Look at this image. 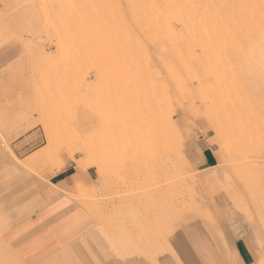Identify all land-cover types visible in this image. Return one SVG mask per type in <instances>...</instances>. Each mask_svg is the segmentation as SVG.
Wrapping results in <instances>:
<instances>
[{"label": "rangeland", "instance_id": "1", "mask_svg": "<svg viewBox=\"0 0 264 264\" xmlns=\"http://www.w3.org/2000/svg\"><path fill=\"white\" fill-rule=\"evenodd\" d=\"M126 2L0 0V17L6 15L0 18V53L24 52L16 64L23 70L14 66L10 77L3 68L9 55H0V245H5L0 262H24L6 233L49 202H37L39 191L61 168L57 156L63 160L67 154L59 151V142L73 136L87 147L92 167V180L84 182L80 175L81 187L72 185V177L68 193L58 187L59 195L67 193L72 208L92 221L69 241L77 249V241L103 252L110 240L130 239L128 259L151 264L162 233L174 221L178 226L169 237L176 240L199 220L219 227L228 245L245 226L258 264L264 256V115L246 109L249 128L237 132L226 124L229 106L223 109L222 103L234 91V42L246 33L264 37V12L251 14L248 0H214L210 19L172 21L168 30L154 19L147 0L135 3L137 19H124ZM156 4L161 7V0ZM147 13L152 17L145 19ZM13 31H23L25 41L39 43L44 53L34 46L28 53L5 47ZM176 110L192 113L199 132L176 133L171 126ZM33 113L39 122L28 139L13 135L14 125ZM41 123L49 127L47 134ZM49 136L59 148L49 158L53 164L20 169L21 162L44 151ZM193 136L201 143L216 138L215 184L204 183L202 176L217 170L196 166ZM74 154L76 160L83 155ZM69 242L24 264L59 259Z\"/></svg>", "mask_w": 264, "mask_h": 264}, {"label": "crops", "instance_id": "2", "mask_svg": "<svg viewBox=\"0 0 264 264\" xmlns=\"http://www.w3.org/2000/svg\"><path fill=\"white\" fill-rule=\"evenodd\" d=\"M10 52L4 54L3 58H6ZM195 163L199 170L209 168L214 170L218 164L215 149H204L203 154L198 161L195 160ZM74 167H61L55 170L40 189V198L37 200V202L39 200H49V202L6 233L5 239L15 245L24 262L39 261L50 251L52 246L68 243L91 225V219L73 209L67 199V193L72 189L67 186L70 183V177L75 173ZM91 168L85 170L84 182L92 180ZM215 170H217L216 173L212 171L202 176L204 183L215 184L219 181L220 175L217 173L219 169ZM209 175L211 176L209 177ZM209 178L212 181H209ZM62 186L67 188V193L59 195L58 187ZM181 234L184 237V245L180 256L183 260L188 261V264H235L237 258L241 260L242 264L254 262L255 249L245 226L242 235L237 237L231 243L232 245H228L222 238L219 227L214 229L206 227L199 220L186 225L181 230ZM168 239L169 243L175 241L172 236Z\"/></svg>", "mask_w": 264, "mask_h": 264}, {"label": "bare ground", "instance_id": "3", "mask_svg": "<svg viewBox=\"0 0 264 264\" xmlns=\"http://www.w3.org/2000/svg\"><path fill=\"white\" fill-rule=\"evenodd\" d=\"M126 1H127L126 5L129 9V13L127 12V14H129V16L125 14L128 17L124 15L123 18L124 19L130 18L134 20L137 19V16L135 15V11L133 10L135 9V3L138 1L140 2L145 0H126ZM147 1H149L150 3V8L153 11L154 19L163 21V23L167 25L168 30H170V23L172 21H178V22L180 21L181 23L187 22L192 24L203 23L204 21L212 17L210 13L211 11H213V7L215 6L214 0H161L162 2V6L160 5L161 7H158V5L156 4V0H147ZM261 3L262 0H248L247 7L249 12L251 14H254L255 12L256 13L262 12V9L260 7ZM3 14H2L3 16L2 18L6 16L4 12ZM149 17H148V13L147 15L144 16L145 19ZM0 22L2 21L0 20ZM25 42L27 46L24 48L27 53L28 51L33 49L32 48L33 46L36 50L44 53L45 50L41 47L39 43L36 42V44L33 45L31 42L28 41ZM234 43L235 44L232 47V53H231L234 55L235 68H236V72L233 74L235 79L233 85L234 94L232 92L227 96L228 97L227 103H222V107L225 104L229 106L228 112L226 114V124H228V126L231 127L230 129L238 132V131H245L246 129L249 128L250 125L248 120L249 115L245 114L246 109L249 110L250 108L249 114L251 115L254 113H260V115L262 114L264 115V37L258 38L255 37V34L246 33L245 35L240 36V42L238 39H236ZM17 65L15 66L18 67ZM17 69H20L19 70L20 72L21 70H23V68L21 69L19 67ZM13 70L14 69H12V72ZM15 71L18 70H14L13 73H16ZM8 72L11 73V71ZM7 74L9 75V73ZM10 75L7 77H10ZM223 109L226 108L223 107ZM27 117L28 114L26 115V118ZM42 126L44 127V131L47 134L49 132L48 130L49 127L48 126L46 127L44 124H42ZM218 137L221 136L218 135ZM63 138L61 142H59V145L61 144L62 147H60V149L57 147L59 151L64 149L66 153H68L69 150H71L73 153L75 152L83 153L85 161L87 163V147L85 146V144L81 140L75 139L73 136H67L64 139ZM57 148H55V146L52 145L50 149L44 150L43 152L41 151L42 153H39L37 155L33 154L34 157L30 158L31 160L21 162V164L19 165L20 169L22 168L33 169L32 167L34 165L37 166V169L38 168L41 169V166L44 167L46 165L53 164L52 162L53 160L51 161L52 158L51 159L49 158L51 155L56 154L55 151L56 152L58 151ZM57 157L58 158L57 160H55V163L60 164L62 159L60 156ZM89 167L91 166L90 164L87 163V167L83 169L82 172L83 176L85 170ZM72 181H73L72 185L75 184L76 186L81 187L82 179H79L75 173L72 175ZM209 181L212 180L209 178ZM22 202L23 199L21 201H17L16 203L17 205L15 209H18L19 204ZM6 218L7 217L5 216L3 217V219ZM262 221L264 222V220ZM0 247L4 248L5 245L4 246L0 245ZM263 257L264 256H262L259 259L258 264H261V262L264 261Z\"/></svg>", "mask_w": 264, "mask_h": 264}, {"label": "snow or ice", "instance_id": "4", "mask_svg": "<svg viewBox=\"0 0 264 264\" xmlns=\"http://www.w3.org/2000/svg\"><path fill=\"white\" fill-rule=\"evenodd\" d=\"M260 7L262 9V12H264V0H262ZM262 19H264V16H262ZM3 45L5 47L8 45H16L18 47H21V49L26 47L27 45L25 42L23 31L11 32V34L4 39ZM0 55H3V53H0ZM23 55L24 52L22 50L20 54H12L9 55L7 59H4L3 68L5 74H7L8 71L22 59ZM13 56L15 58H13ZM173 117L174 118L171 120V126L176 133H183L185 129H187L189 133L193 132V130H195L197 133L199 132L200 129H196L195 124L193 123V114L189 111L185 110L181 112L179 110H176L175 112H173ZM38 122L39 120L36 118V113H33L25 120L20 121L18 125H14L12 134L28 139L31 133V129L34 128L36 126V123ZM195 123L199 124L200 122L196 121ZM200 128H204V125L200 124ZM191 138L193 140L192 149L194 160H199L200 156L204 152V149L216 148V138L205 140V142L203 143H201L196 136H193ZM51 146L52 138L51 136H49L48 143L44 150L50 149ZM73 166H75L77 170V176L79 178L83 172V169L87 167V163L83 155H81L79 160H76L75 154L71 150H69L64 159L61 161L60 167L70 168ZM177 226V222L174 221L173 224L162 233L160 237V243L155 249L151 264H188V261L182 260L178 256V253L182 255L181 249L184 245L183 235L181 233H177L176 240L172 243H169L168 237ZM69 243V248L65 250V253L61 258L41 261L40 264H136L135 261L128 259V255L133 248V244L130 239L127 243L110 240V247L106 248L103 252L94 250L92 247L80 244L79 241L76 242V244L79 245V249H77L76 245L71 244V242ZM0 264H24V262L4 261L0 262ZM139 264H144V261H140ZM235 264H242V262L239 258H237ZM261 264H264V261H262Z\"/></svg>", "mask_w": 264, "mask_h": 264}]
</instances>
